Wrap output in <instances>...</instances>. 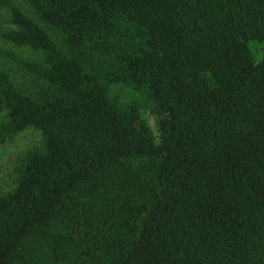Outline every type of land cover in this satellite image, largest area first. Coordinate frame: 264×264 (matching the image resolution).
I'll use <instances>...</instances> for the list:
<instances>
[{
  "label": "trees",
  "instance_id": "1",
  "mask_svg": "<svg viewBox=\"0 0 264 264\" xmlns=\"http://www.w3.org/2000/svg\"><path fill=\"white\" fill-rule=\"evenodd\" d=\"M3 2L0 264H264V0Z\"/></svg>",
  "mask_w": 264,
  "mask_h": 264
},
{
  "label": "rangeland",
  "instance_id": "2",
  "mask_svg": "<svg viewBox=\"0 0 264 264\" xmlns=\"http://www.w3.org/2000/svg\"><path fill=\"white\" fill-rule=\"evenodd\" d=\"M10 17L11 9L9 5L5 2L0 3L1 33L12 26L8 22ZM250 48L254 54L255 60H260L264 56V45L251 43ZM32 54L31 50L20 48L0 36V66L2 68L8 70L9 68L12 69L14 74L29 71L27 67L24 68V63L31 61ZM41 140V133L38 130L30 128L20 132L3 145H0V194L9 190L12 186L13 169L18 157L27 150L40 144Z\"/></svg>",
  "mask_w": 264,
  "mask_h": 264
}]
</instances>
